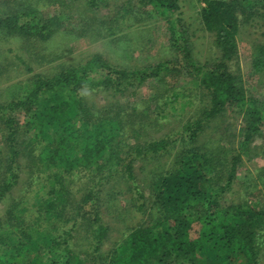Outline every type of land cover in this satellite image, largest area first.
<instances>
[{
	"label": "rangeland",
	"instance_id": "1",
	"mask_svg": "<svg viewBox=\"0 0 264 264\" xmlns=\"http://www.w3.org/2000/svg\"><path fill=\"white\" fill-rule=\"evenodd\" d=\"M212 1L227 4L228 12L232 11L233 17L237 19V57L236 64L231 69L238 67L246 94L262 102L264 69L263 72L254 73L250 71V65L255 53L254 45L264 44V18L251 20L249 16L248 21L240 25L242 14L237 5L232 4L238 0ZM255 2L259 0L250 2L252 7ZM176 4L177 8H170L169 12L163 13L158 2L154 0H0V16L20 15L18 25L24 24L26 20L35 24L36 19L44 21L54 15L48 24L52 37L46 41L37 37L41 34L37 31H28L30 35L26 34L27 32H21V35L17 33L18 30L8 35L0 31L1 104L16 98L21 91L19 87L22 82L34 73L51 75L61 66L82 64L94 52L102 54L116 68L141 69L170 60L171 65L174 64L173 68L169 64V72L157 70L154 77L145 78L144 75L138 74V77L143 78L127 80L129 83L124 90L121 85L114 92L108 90L110 87L107 85H99L89 91L85 90L82 94L81 90L78 91L89 119L102 121L113 117L112 120L118 121L117 127L119 120L129 127L119 132L115 126L104 124L107 132L106 151L113 152L110 165L112 176L108 174L110 167L106 165V161L93 157L75 161L64 170L58 164L54 167L56 173L62 174L65 184L72 188L71 193L75 199L89 194L87 191L90 189L97 194L91 201L97 204L91 205L90 201L83 204L85 211L89 207L97 206L99 223L109 228L102 238L100 253L114 248L119 243L122 231L128 233V230L124 229L126 225H136L141 216L146 222L150 213L152 219L157 217L158 213L155 212L160 209L161 201L159 198L153 199L156 189L153 184H159L169 173H177L184 142L181 136L183 132L179 127L187 118L195 119L199 115L201 117L199 121L202 129L191 142V146H197L198 152L213 155L206 166L199 164V159L194 163L201 172L205 171L206 177L211 178L212 189L225 180L224 172L228 171L226 164H230V156L238 151L243 138L244 126L236 108L212 116L207 114L210 95L196 83L194 74H187L186 67L181 66L185 62L182 59L183 54L173 48L175 40L170 39L168 33L169 15L165 14L171 12V18H179V22H176L185 31L188 30L191 36L194 61L202 64L215 60L220 55L215 45V32L205 30L200 17L205 0H177ZM255 6V9L261 11L258 8L260 3H255ZM119 88L122 90L119 91ZM5 114L13 117L14 124L19 128L25 124L22 110H11ZM2 115L3 113L0 114L3 118H0V147L5 146V134L9 130L4 121L7 118ZM261 117L264 120V113ZM88 118L86 119L89 120ZM260 130L261 135L254 136L249 142L251 156L242 155V161L236 167L231 190L219 200L221 206L244 203L260 213V226L256 230L263 246L258 264H264V126H260ZM110 132L113 133L110 135ZM161 136L168 142L165 151L159 150L157 154L148 151V141H154ZM123 143V153L119 154V146ZM70 152L71 149L66 153L58 152L66 164L69 163V158H72ZM2 153L0 152V157L6 158ZM39 154L37 148H25L24 158L18 162L20 171L16 173L19 176L17 184L8 191L5 200L0 202V218L12 203L22 204L23 210L26 208L21 215V222L25 225L31 223L36 216L37 210L31 208L34 203L33 189L39 188L37 192L42 194L52 183L47 177ZM128 165L130 167L124 170ZM120 168L125 171L122 176L119 174ZM38 173L40 175L34 179V184V180L24 184L28 177ZM98 178H101L103 183L95 186L94 182ZM219 180L221 181L217 183ZM162 190L163 188H158L155 193ZM214 197L213 194L212 198ZM143 200L144 205L136 211L138 204ZM153 221L154 219L148 224ZM79 230L77 228V236L74 234L68 240L67 247L71 252H68L63 246L64 242L57 238L59 244L50 246L52 249L48 250V253H41L44 251L41 247L37 253L29 251L23 258L29 260L37 255L44 264L53 260L62 261L68 257L72 261L75 260L74 257L87 258L86 256H90L86 254L85 247L88 241L85 240L83 231ZM88 247L91 248L89 245ZM95 253L93 256L98 254ZM232 258L235 260V257Z\"/></svg>",
	"mask_w": 264,
	"mask_h": 264
},
{
	"label": "trees",
	"instance_id": "2",
	"mask_svg": "<svg viewBox=\"0 0 264 264\" xmlns=\"http://www.w3.org/2000/svg\"><path fill=\"white\" fill-rule=\"evenodd\" d=\"M154 1L158 2L163 13L178 6L177 0ZM254 1L258 0L233 1L232 4H236L242 14L240 25L247 22L249 16L251 20L257 17L264 18V0L255 2L261 4L258 7L261 11L255 9V3L253 7L251 6L250 2ZM165 15H169L168 33L170 39L175 40L173 48L177 52H182V59L185 60L181 66L186 67L187 74H194L196 83L210 95L207 114L212 116L236 108L237 113L241 115L244 134L238 151L230 156V164H226L228 171L224 172L225 180L223 182L219 180L217 187L212 189L211 178L206 177L205 171L201 172L198 166L194 165L197 159L201 160L199 164L208 165L213 155L198 152L197 146H191V142L202 129V124L199 121L200 115L195 119L187 118L179 127L183 132L181 136L184 142L177 173H169L159 184H153L156 187L153 199L159 198L161 201L160 209L155 212L158 213L157 217L153 218L152 224H148L153 220L150 213L147 223L141 216L136 225L132 227L126 225L124 229L128 230V233L122 231L116 248L100 253L102 238L109 228L99 223L97 206L84 210L85 203L89 201L91 205L96 203L91 201L97 194L90 189L87 191L89 194L75 199L71 193L72 188L65 184L62 174L56 173L54 167L58 164L64 170L75 161L79 162L89 157L105 160L106 165L110 167L113 152L106 151L107 132L104 124L115 126L119 132L129 127H126L128 124L124 126L122 120H119L117 127L118 121L112 120L113 117L102 121L89 119L78 91L81 90L82 94L85 90L89 91L99 85H107L110 89H104L113 92L121 85L124 90L128 86V81L138 77V74L144 75L145 78L154 77L157 70L169 72L171 69L169 64L171 67H174V64L171 65L170 60L141 69L116 68L102 54L94 52L82 64L61 66L51 75L34 73L22 82L19 87L21 91L16 98L4 104L0 103V114L3 113L7 118L4 121L9 128L5 134V146L0 147V152L3 151L2 155L6 156L0 157V202L5 200L8 191L17 184L19 176L16 173L20 171L18 162L24 158L25 148H37L40 152L39 159L44 163L47 177L52 183L42 194L37 192L39 188L33 189L34 203L31 208L37 212L28 225L21 222L23 221L21 215L26 211V208L22 209V204L12 203L4 210L3 217L0 218V264H44L45 262L37 255L29 260H25L23 255L29 251L37 253L41 247L44 248L41 253H48V250L52 249L50 246L59 244L57 238L64 242V248L71 252L67 247L68 240L74 234L78 235L77 228L83 231L84 238L88 241L85 247L86 254L90 256L74 257V261L68 257L47 264H197V262L226 264L228 260L230 264L260 263L263 245L256 230L260 226V213L244 203L221 206L219 200L231 190L236 167L240 165L242 155L251 156L249 142L254 136L261 135L260 126H264V120L261 119L264 113V98L260 102L246 94L238 67L231 69L236 64L235 33L238 32L239 24L232 11L228 12L227 4L205 0V7L200 12L201 21L205 30L215 32V45L220 55L213 61L200 64L192 57L191 36L188 30L185 31L177 23L179 18H171V12ZM53 18L54 15L44 21L39 19L41 24L36 19L35 24L26 20L24 24L18 25L20 15L0 16V31L7 35L16 33V30L21 35H23L21 32L30 35L28 31L32 33L37 31L41 33L37 37L41 41H46L52 37L48 24ZM254 49L250 71L263 72L264 44H256ZM121 90L119 88V91ZM11 110H22L25 124L21 128L14 124L13 117L5 114ZM112 133L110 132V135ZM123 145L124 143L119 146V154L123 153ZM167 145L168 142L161 136L154 141L149 140L147 150L157 154L159 150L165 151ZM70 149L72 158H69V163L66 164L58 152L66 153ZM128 167L130 166H126L124 170ZM111 169L112 166L108 169V174L112 176ZM121 169L119 174L122 176L125 171ZM39 175L40 173L28 177L24 184L36 180ZM102 183L101 178L94 182L95 186ZM158 188L163 190L155 193ZM144 203L143 200L138 204L136 211ZM95 252L98 254L93 256ZM232 257H235V260Z\"/></svg>",
	"mask_w": 264,
	"mask_h": 264
}]
</instances>
